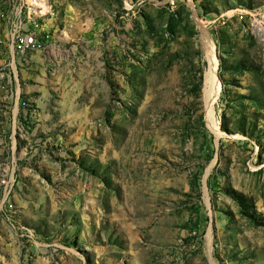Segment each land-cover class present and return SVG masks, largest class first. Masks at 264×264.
I'll use <instances>...</instances> for the list:
<instances>
[{
    "label": "rangeland",
    "instance_id": "obj_1",
    "mask_svg": "<svg viewBox=\"0 0 264 264\" xmlns=\"http://www.w3.org/2000/svg\"><path fill=\"white\" fill-rule=\"evenodd\" d=\"M0 264H264V0H0Z\"/></svg>",
    "mask_w": 264,
    "mask_h": 264
},
{
    "label": "bare ground",
    "instance_id": "obj_2",
    "mask_svg": "<svg viewBox=\"0 0 264 264\" xmlns=\"http://www.w3.org/2000/svg\"><path fill=\"white\" fill-rule=\"evenodd\" d=\"M199 41L209 61L208 68L205 72V87H204V101L209 110L211 109L212 103L214 102V100L218 95L219 81L218 78L216 77L217 59L213 55V41L212 38L208 35L206 30L204 29V27L202 26H201ZM33 43L34 41H29L28 43H23V44L28 46Z\"/></svg>",
    "mask_w": 264,
    "mask_h": 264
},
{
    "label": "built area",
    "instance_id": "obj_3",
    "mask_svg": "<svg viewBox=\"0 0 264 264\" xmlns=\"http://www.w3.org/2000/svg\"><path fill=\"white\" fill-rule=\"evenodd\" d=\"M29 41H37V46H40V42L38 39H35V37L32 34H27L24 36H20L17 40L18 46L21 47L22 43H28Z\"/></svg>",
    "mask_w": 264,
    "mask_h": 264
},
{
    "label": "crops",
    "instance_id": "obj_4",
    "mask_svg": "<svg viewBox=\"0 0 264 264\" xmlns=\"http://www.w3.org/2000/svg\"><path fill=\"white\" fill-rule=\"evenodd\" d=\"M18 45V44H17ZM43 77H45L44 75H43Z\"/></svg>",
    "mask_w": 264,
    "mask_h": 264
},
{
    "label": "water",
    "instance_id": "obj_5",
    "mask_svg": "<svg viewBox=\"0 0 264 264\" xmlns=\"http://www.w3.org/2000/svg\"><path fill=\"white\" fill-rule=\"evenodd\" d=\"M215 73V72H214Z\"/></svg>",
    "mask_w": 264,
    "mask_h": 264
}]
</instances>
